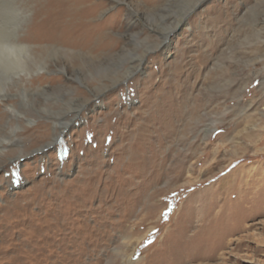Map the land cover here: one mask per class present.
<instances>
[{"label": "rangeland", "instance_id": "rangeland-1", "mask_svg": "<svg viewBox=\"0 0 264 264\" xmlns=\"http://www.w3.org/2000/svg\"><path fill=\"white\" fill-rule=\"evenodd\" d=\"M48 1L0 0V30L40 58ZM92 1L132 53L91 70L56 51L48 80L7 85L0 264H264V0Z\"/></svg>", "mask_w": 264, "mask_h": 264}, {"label": "bare ground", "instance_id": "bare-ground-1", "mask_svg": "<svg viewBox=\"0 0 264 264\" xmlns=\"http://www.w3.org/2000/svg\"><path fill=\"white\" fill-rule=\"evenodd\" d=\"M103 6L102 2H93L92 0H49L48 3L40 5L35 12L34 28L37 30V39L41 43L40 48L44 54L42 58L35 56L32 46L28 42L19 40V34L14 33L15 36L12 38L4 30H0V119L8 115L7 110H1L3 106L11 113L19 111L14 104L6 102L7 94L9 95L7 89L9 82H12L14 87L22 89L24 79H29L34 73L37 74L36 79L48 80L44 73L51 70V63L48 62V59L55 56L56 51L63 52L68 57L69 67L72 68V66L75 67L76 64H79L82 68L91 70L102 69L109 64L116 65L132 53L131 37L126 40L121 50H118L113 44L117 39L113 37L111 30L115 28L114 25L117 26L116 21L119 15H116L112 20H96ZM184 17L176 22L174 28L183 22ZM172 30L173 28L168 29L164 38H168ZM45 41H51L54 44H43ZM62 44L66 46H62ZM47 55L48 57H46ZM97 58L100 61H96ZM30 62L35 64L34 70L30 67ZM56 66H58L57 63ZM63 69L66 70V66ZM124 69L125 71L122 69L119 74L115 72L114 75H100L99 77L102 82H104V77L107 78L109 83L105 86L109 88L128 79L131 73L127 72V68ZM152 77L153 74H150L145 79V83L150 82ZM30 83L33 84V81ZM51 84H53L52 79ZM79 116H82L81 113ZM73 119L64 121L60 118L54 121L52 139L43 147L41 146L40 150L54 145L56 139L61 136L63 130L68 127ZM41 127H46L45 130H40L41 133L38 131V137L42 139L48 131L46 124H40L39 128ZM19 141H22L21 138ZM130 147L128 149H131ZM129 262L128 264L133 263V261Z\"/></svg>", "mask_w": 264, "mask_h": 264}]
</instances>
